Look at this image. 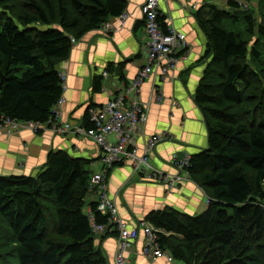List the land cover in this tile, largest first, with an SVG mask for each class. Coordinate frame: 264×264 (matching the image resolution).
Returning a JSON list of instances; mask_svg holds the SVG:
<instances>
[{
    "label": "trees",
    "instance_id": "16d2710c",
    "mask_svg": "<svg viewBox=\"0 0 264 264\" xmlns=\"http://www.w3.org/2000/svg\"><path fill=\"white\" fill-rule=\"evenodd\" d=\"M225 1L227 9L207 5L196 12L207 46L195 100L209 144L189 156L182 173L203 190L208 208L199 216L169 207L151 211L130 228L140 229L139 238L151 229L174 264H264V0L259 9H242L247 0ZM126 9V0H0V122H53L65 92L58 68L72 39L120 19ZM159 23L167 32L163 16ZM108 72L123 79L121 67ZM103 76L94 79V93ZM99 107H89L82 126L93 127L90 109ZM92 163L56 150L36 175L0 176V264H110L100 239L121 235L98 202L86 208L95 191ZM91 214L106 232L94 231ZM118 217L127 225L119 210ZM144 248L145 241L141 255L149 260Z\"/></svg>",
    "mask_w": 264,
    "mask_h": 264
},
{
    "label": "crops",
    "instance_id": "0c3cea01",
    "mask_svg": "<svg viewBox=\"0 0 264 264\" xmlns=\"http://www.w3.org/2000/svg\"><path fill=\"white\" fill-rule=\"evenodd\" d=\"M126 12L129 17L120 26L119 18L109 22L116 29L115 34L106 35L101 29L86 33L72 47L68 59L59 66L67 76V88L64 103L60 107V124L81 125L91 105L103 106L111 100L117 88L135 78L138 70L148 56V34L143 25L141 6L145 0H126ZM252 7H258L259 0H247ZM260 2V1H259ZM207 5L228 8L225 0H168L160 2V13L168 26L186 36L190 51L186 59L176 65L175 81L166 82L162 87L153 75L144 83L142 103L148 108V120L137 138L139 154L145 142L153 137L163 140L156 146L153 161L155 169L162 174L176 175L173 160L185 159L208 148V129L205 116L197 105L195 97L201 83L206 64L202 63L207 39L200 27L196 12ZM123 69V79L117 72ZM108 73L107 76L103 74ZM103 76L102 88L94 93L93 83ZM160 88L165 98L157 102L154 89ZM49 124L41 125V133L31 129H22L13 134L0 133V176H33L42 171L48 155L52 151L65 150L76 157L93 161L90 171L101 173L105 167L100 146L87 137L73 134H56L48 129ZM116 138L110 141L115 142ZM108 196L115 201L121 218L129 228L138 225L151 211L167 207L190 215L199 216L206 211L208 204L203 190L192 180L184 179L171 191L165 183L151 180L149 177L135 174L131 164L113 167L108 174ZM99 194L95 190L86 199V208L98 202ZM144 232L128 252V258L134 264H168L165 258L155 262L141 255L144 246ZM100 246L107 262H113L117 250L116 237L103 236ZM178 264H184L178 262Z\"/></svg>",
    "mask_w": 264,
    "mask_h": 264
},
{
    "label": "built area",
    "instance_id": "2783aa9c",
    "mask_svg": "<svg viewBox=\"0 0 264 264\" xmlns=\"http://www.w3.org/2000/svg\"><path fill=\"white\" fill-rule=\"evenodd\" d=\"M166 0H145L141 6L143 19L145 21V30L148 34V57L150 59L146 64V69L140 73L135 84H131L126 90V93L133 91V86H138L140 83H145L153 75L156 67L163 75L174 72L177 64V58L174 52L177 47L183 46L184 53H187L190 46L188 45L186 36L181 33L171 31V34H166L160 26L159 18L160 2ZM244 9H249L250 4L245 2L240 3ZM129 14L124 12L120 17L121 24L124 26ZM106 35L115 34L117 31L110 22L103 24L100 28ZM75 43L76 40H73ZM158 70V71H159ZM107 76V74H105ZM158 76V75H157ZM149 77V78H147ZM159 76V79H161ZM61 80L64 84V91L67 88V76L65 73L61 74ZM142 83V84H143ZM162 96H158L157 102H162ZM64 103L61 99L54 107L53 113L55 120L49 123L48 129L56 134H73L78 136H85L92 139L98 144L103 152L102 161L104 162L105 170L101 173L95 174L91 178V188L96 190L99 194L98 211L104 215H108V222L118 224V231L120 238L118 239V247L113 262L110 264H133L125 257L127 250L132 244L138 240L140 229H130L118 217V209L112 199L108 196V186L106 183V173L112 167L119 164H131L133 170L138 176L149 177L151 180L163 182L167 185L168 190L171 191L178 183L187 177L183 175L185 166L188 165L189 156H186L183 161H175L177 174L166 175L157 171L151 162V157L154 154L156 146L161 142L162 138L158 136L151 137L145 142L143 152L141 154L137 151V138L142 133V129L148 120V108L139 105L130 106L128 96L121 97L119 94L115 99L111 100L107 105L99 108L90 109V122L93 127L86 128L85 126H76L69 123L60 124L59 117L60 107ZM128 107V108H126ZM39 124L34 122H18L10 118L2 119L0 122V133L6 135L15 134L22 129H31L38 132ZM112 138H116L115 142H111ZM91 221L94 231L104 233L107 230L105 225H97L95 217L91 214ZM145 234V248L143 254L149 260H157L159 257H165L167 262L174 264V259L167 251H161L158 245L157 235L152 230L147 229ZM176 263V262H175ZM178 264V263H177Z\"/></svg>",
    "mask_w": 264,
    "mask_h": 264
},
{
    "label": "rangeland",
    "instance_id": "374dc122",
    "mask_svg": "<svg viewBox=\"0 0 264 264\" xmlns=\"http://www.w3.org/2000/svg\"><path fill=\"white\" fill-rule=\"evenodd\" d=\"M168 0H166V2H167ZM165 2V1H164ZM260 8H262V6H260ZM242 9H244L243 7H242ZM257 9H259V7H257ZM257 12V14H258V10L256 11ZM167 25V24H166ZM167 27H168V31L167 32H165L166 34H168V35H170L171 34V31H175V32H177V33H180V32H178V31H176L172 26H168L167 25ZM102 31V30H101ZM103 32V31H102ZM256 36H257V34H256ZM255 36V37H256ZM74 38L72 39V47L76 44L74 41ZM188 45H189V43H188ZM147 49H148V47H147ZM190 49V48H189ZM187 54H188V52L185 54L184 53V51H183V46L181 45V46H179V47H177V49H176V51L174 52V56H175V58H177L176 60H177V65H178V63L182 60V59H186L187 58ZM149 59H150V56L148 57V56H146V58H145V62H144V64L141 66V68L138 70V72H137V74H136V76H135V78H133L131 81H129L127 84H125V85H121L120 87H118L117 88V92L115 93V94H117L116 96H118V94L121 96V97H124V96H128V98H129V100H130V106H132V105H141V106H143V107H145V105L142 103V100H141V97H142V90H141V88L143 87V85H144V83L142 84V83H140L137 87L136 86H133V91L131 92V93H126V90L129 88V86H131V84H135V82H136V80H137V78H138V76L140 75V73L141 72H143L145 69H146V64L148 63V61H149ZM154 73L155 74H157L158 76H162V77H160L161 79H159V78H155V81H158L159 80V82L157 83V84H160V86H164L165 84H166V82H173V81H175V79H176V76H175V74H174V72H170V73H168L167 75H163L162 73H161V71L156 67V69L154 68ZM159 70V71H158ZM175 71V70H174ZM147 78H149V77H147ZM150 79V78H149ZM148 79V82L149 81H151V80H149ZM154 91V98H155V100L157 101L158 100V96L159 95H161L162 96V100L165 98V96H164V93L162 92V91H160V88L159 87H157V89H154L153 90ZM116 96H114L111 100H113V99H115L116 98ZM111 100H109L107 103H106V105L111 101ZM105 105V104H104ZM126 108H128V107H126ZM146 108V107H145ZM2 119H6V118H4V117H2ZM13 135V134H12ZM88 138V137H87ZM90 139V138H89ZM150 139V138H149ZM148 139V140H149ZM92 140V139H91ZM147 140V141H148ZM93 141V140H92ZM98 145V144H97ZM99 146V145H98ZM101 148V147H100ZM155 150H156V148H155ZM137 151H138V153H139V148H138V146H137ZM141 151L143 152V149H141ZM141 152V153H142ZM154 156V155H153ZM125 165H128L127 163L126 164H122V166H125ZM117 246H118V241H117ZM125 257L126 258H128V253H126L125 254ZM114 258H115V255H114ZM114 260V259H113Z\"/></svg>",
    "mask_w": 264,
    "mask_h": 264
},
{
    "label": "water",
    "instance_id": "95a60500",
    "mask_svg": "<svg viewBox=\"0 0 264 264\" xmlns=\"http://www.w3.org/2000/svg\"><path fill=\"white\" fill-rule=\"evenodd\" d=\"M2 88V84H0V89Z\"/></svg>",
    "mask_w": 264,
    "mask_h": 264
},
{
    "label": "bare ground",
    "instance_id": "6f19581e",
    "mask_svg": "<svg viewBox=\"0 0 264 264\" xmlns=\"http://www.w3.org/2000/svg\"><path fill=\"white\" fill-rule=\"evenodd\" d=\"M187 179V178H186ZM209 197V196H208Z\"/></svg>",
    "mask_w": 264,
    "mask_h": 264
}]
</instances>
